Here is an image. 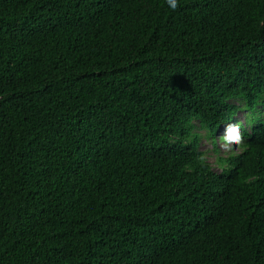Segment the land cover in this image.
I'll return each mask as SVG.
<instances>
[{
    "label": "trees",
    "instance_id": "16d2710c",
    "mask_svg": "<svg viewBox=\"0 0 264 264\" xmlns=\"http://www.w3.org/2000/svg\"><path fill=\"white\" fill-rule=\"evenodd\" d=\"M0 264H264V0H0Z\"/></svg>",
    "mask_w": 264,
    "mask_h": 264
},
{
    "label": "rangeland",
    "instance_id": "374dc122",
    "mask_svg": "<svg viewBox=\"0 0 264 264\" xmlns=\"http://www.w3.org/2000/svg\"><path fill=\"white\" fill-rule=\"evenodd\" d=\"M235 104H237V102H235ZM237 123L245 125V123H246V114L245 113H243L241 111L238 112L237 115L234 118L233 124H230V125H227V126H223L217 132V135H222V136L227 138L226 141L228 142L229 146H232L234 141H233V139H229L228 133H229L230 130H237L238 131V128H237V125H236ZM203 135H204V132H201L202 138L200 140V145L199 146H200L201 150L207 152L206 153V158L209 161V163L211 165H213V164L216 165L215 164L217 162L216 156L217 157H219V156H223L224 157L226 155V152H227L228 148L226 147V144H224L222 142H218L219 152L215 153L213 151V148L211 146L210 141L207 140L206 138H204ZM236 151H239V150H236ZM213 152L216 154V156L214 155Z\"/></svg>",
    "mask_w": 264,
    "mask_h": 264
},
{
    "label": "clouds",
    "instance_id": "9594fccd",
    "mask_svg": "<svg viewBox=\"0 0 264 264\" xmlns=\"http://www.w3.org/2000/svg\"><path fill=\"white\" fill-rule=\"evenodd\" d=\"M167 3H168V5H169V7H171V8H173V9H175L176 8V6H177V0H167ZM234 122V121H233ZM233 122L232 123H230V124H233ZM230 124H227V125H230ZM227 125H225V126H227ZM236 125H238V123L236 124ZM221 127H223V126H221ZM220 127V128H221ZM238 128V127H237ZM200 132H203V131H200ZM205 134V133H204ZM228 136H229V139H233V141H234V143H233V145L232 146H229L228 145V142L226 141V137H224V136H222V135H217L216 134V143H217V145H216V147L218 148L217 149V153L219 152V145H218V142H222V143H224V144H226V147L228 148V150H227V152H226V155L228 154V152H230V150L232 149L235 153H239L240 152V149L237 147V145H236V142H235V140H238L239 139V135H238V131L237 130H230L229 131V133H228ZM204 137V136H203ZM205 138V137H204ZM221 138H222V140H221ZM210 141V140H209ZM210 143H211V141H210ZM200 145V144H199ZM211 146H213V144L211 143ZM213 148V147H212ZM199 150L200 151H202V152H204V157H205V161L210 165V167H211V169L214 171V172H220L221 171V169H222V167L220 166V163H219V161H218V157L216 156V152L214 151V149H213V151L215 152H213L214 153V155L216 156V160H217V162L215 163L216 165H211L210 163H209V161L207 160V158H206V153L207 152H205V151H203V150H201V148H200V146H199ZM236 150H239V151H236ZM225 155V156H226ZM224 156V157H225ZM219 157H223V156H219ZM218 168H217V167Z\"/></svg>",
    "mask_w": 264,
    "mask_h": 264
}]
</instances>
